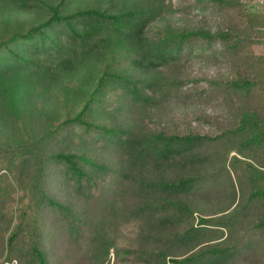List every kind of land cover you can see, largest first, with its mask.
Returning <instances> with one entry per match:
<instances>
[{
    "label": "trees",
    "instance_id": "1",
    "mask_svg": "<svg viewBox=\"0 0 264 264\" xmlns=\"http://www.w3.org/2000/svg\"><path fill=\"white\" fill-rule=\"evenodd\" d=\"M163 1L0 0V264H264V11L149 36ZM193 39L232 123L151 129Z\"/></svg>",
    "mask_w": 264,
    "mask_h": 264
},
{
    "label": "rangeland",
    "instance_id": "2",
    "mask_svg": "<svg viewBox=\"0 0 264 264\" xmlns=\"http://www.w3.org/2000/svg\"><path fill=\"white\" fill-rule=\"evenodd\" d=\"M254 2L258 3V10L264 11V0ZM26 18L24 15L20 19ZM227 20H230L228 13L211 7L205 0H164L161 14L147 24L146 31L149 36L167 29L193 31L203 28L214 32ZM258 39L262 42L254 45L253 49L256 53H264V37ZM221 50L217 43L207 44L196 39L189 42L181 53L179 67L170 69L173 75L184 80L180 96L160 102L149 115L147 127L168 132L189 129L213 134L232 123L228 102L212 98L211 86H207L208 81L223 79L228 73L229 66ZM192 79L197 82L190 81ZM4 264H17V261L13 259Z\"/></svg>",
    "mask_w": 264,
    "mask_h": 264
}]
</instances>
